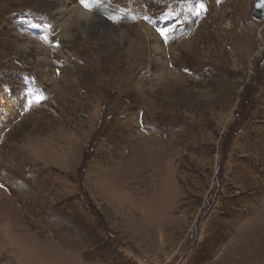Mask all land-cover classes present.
Listing matches in <instances>:
<instances>
[{"label": "rangeland", "instance_id": "374dc122", "mask_svg": "<svg viewBox=\"0 0 264 264\" xmlns=\"http://www.w3.org/2000/svg\"><path fill=\"white\" fill-rule=\"evenodd\" d=\"M253 3L0 0V264H264Z\"/></svg>", "mask_w": 264, "mask_h": 264}, {"label": "water", "instance_id": "95a60500", "mask_svg": "<svg viewBox=\"0 0 264 264\" xmlns=\"http://www.w3.org/2000/svg\"><path fill=\"white\" fill-rule=\"evenodd\" d=\"M253 2L250 15L254 20L261 21L264 18V0H253Z\"/></svg>", "mask_w": 264, "mask_h": 264}, {"label": "snow or ice", "instance_id": "6c2138e0", "mask_svg": "<svg viewBox=\"0 0 264 264\" xmlns=\"http://www.w3.org/2000/svg\"><path fill=\"white\" fill-rule=\"evenodd\" d=\"M80 3L84 4L85 7H87V4H85V0H80ZM200 7L203 8L204 7L203 4H201ZM161 35H163V33H161ZM0 187H2V185H0Z\"/></svg>", "mask_w": 264, "mask_h": 264}]
</instances>
